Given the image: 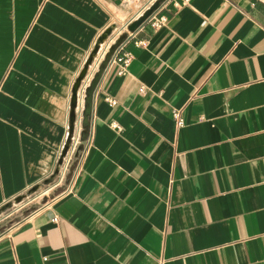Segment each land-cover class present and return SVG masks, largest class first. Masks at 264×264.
Here are the masks:
<instances>
[{"label": "crops", "instance_id": "1", "mask_svg": "<svg viewBox=\"0 0 264 264\" xmlns=\"http://www.w3.org/2000/svg\"><path fill=\"white\" fill-rule=\"evenodd\" d=\"M137 13L0 0V212L59 184L75 85L110 32L77 93L71 183L0 235V264H264V0H167L132 33Z\"/></svg>", "mask_w": 264, "mask_h": 264}, {"label": "rangeland", "instance_id": "2", "mask_svg": "<svg viewBox=\"0 0 264 264\" xmlns=\"http://www.w3.org/2000/svg\"><path fill=\"white\" fill-rule=\"evenodd\" d=\"M147 1H151V0H143L136 5H132L131 9L137 10L138 8L141 7V5L143 6L145 3H147ZM153 4L151 5L148 4L147 6L150 5L148 9H150L153 6ZM139 17L137 16L135 19L137 20ZM82 154H83V144L80 140L78 142L77 148H75L74 150V153L70 156L71 160L69 162L68 168L64 171L61 170L62 176L61 179L58 181L59 184L56 186V188H54V190L51 193L44 194V196L42 197L38 196L37 198H33L29 200L17 201L12 205H10L9 207L5 208L3 211H1L0 235L10 232L21 222H23L24 220L32 216L35 212L40 210L42 207H45L47 204L52 203L61 195L65 194L71 183L73 174L75 172L77 164L79 163L80 158L82 157Z\"/></svg>", "mask_w": 264, "mask_h": 264}, {"label": "water", "instance_id": "3", "mask_svg": "<svg viewBox=\"0 0 264 264\" xmlns=\"http://www.w3.org/2000/svg\"><path fill=\"white\" fill-rule=\"evenodd\" d=\"M166 1L167 0H157L150 9H148L141 17H139L137 20L133 21L128 26L129 31L134 33L138 29H140L159 10L161 5L164 2H166ZM109 33L110 32H108L107 34H109ZM107 34L104 37H102V39L100 40V42L98 44V47L95 49V51H94L90 61L88 62L85 70L82 72V74L80 76V79L78 80V82L75 85L74 92H73V101H72L70 139L72 138L73 131H74V124H75V121H76L75 110H76L77 102H78L77 93H78V90L80 88L81 81L85 78V76L87 74V71H88V66H89L90 62L92 61L93 56L95 54H97L98 49H99V45L105 40ZM123 41H124V39L120 40L111 49L110 53L107 55L103 65H102V68L100 69L99 73L94 77L90 87L86 91L85 110H84V113H83V118H84V123L83 124L85 126L88 125L89 119H90V117L92 115L93 97H94L95 90H96V88L98 86V83L100 81V78L102 76V73L104 72V69L106 68V66L109 64V62H110L112 56L114 55V53L116 52L117 48L123 43ZM68 149H69V145H67L65 147L64 153H63V155H62V157H61V159L59 161V166H61L63 164V160H64L65 156L67 155Z\"/></svg>", "mask_w": 264, "mask_h": 264}, {"label": "built area", "instance_id": "4", "mask_svg": "<svg viewBox=\"0 0 264 264\" xmlns=\"http://www.w3.org/2000/svg\"><path fill=\"white\" fill-rule=\"evenodd\" d=\"M121 3L123 4H126V5H129V6H132V5H136L138 4L139 2L143 1V0H120ZM156 0H151V1H147V3H145L143 6H141L140 8H138V13L136 15V17L138 16H142L143 13L149 8V6L151 4H153ZM148 4H150L149 6H147ZM152 19H154V16H152L148 22H151ZM154 25L156 27H161L164 25L165 21L163 18H160L159 21H154ZM130 55H125V58L124 59H118V61H123L125 66L128 65L129 61H130ZM111 103H115L114 101H111ZM173 117H174V120H175V125L178 129L182 128L184 126V119H183V113L182 111H174L173 113ZM81 140V135L80 133H78L77 135H74L72 136L71 138V145L69 146V149H68V152H67V155L65 156L64 160H63V164L61 165V170H66L68 168V165H69V162L71 160V155L74 153V150L75 148H77L78 146V142Z\"/></svg>", "mask_w": 264, "mask_h": 264}]
</instances>
